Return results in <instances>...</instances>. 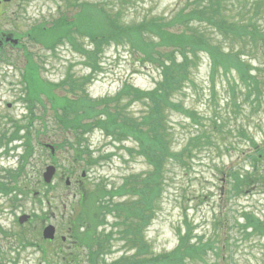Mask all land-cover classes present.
<instances>
[{
	"label": "rangeland",
	"instance_id": "obj_1",
	"mask_svg": "<svg viewBox=\"0 0 264 264\" xmlns=\"http://www.w3.org/2000/svg\"><path fill=\"white\" fill-rule=\"evenodd\" d=\"M87 1L110 2V0ZM205 3L206 0H134L129 5L122 6L119 1L118 6L109 5V8H121L123 11L121 20L127 24H134L143 19L169 18L186 5L189 11L198 9ZM227 3L229 8L232 4H240L229 0ZM29 8V16L34 20V25L41 23L46 26L54 24L63 14L62 12L72 19L77 11L76 9L71 11L63 0H34ZM108 11L114 12V10ZM1 27L5 30H14L13 25L8 23H2ZM208 31L212 32L211 39L214 42L221 46L227 43L224 36L216 37L220 31L214 28H208ZM19 32L22 36V31ZM13 34L15 38V32ZM58 37L59 35L53 34L50 41H56ZM142 38L148 43L158 42V38L148 32H145ZM78 40L83 44L90 42L89 38H78ZM64 41L63 44L56 45L57 49L53 53L42 45L33 43L30 38L22 36L20 42L27 47L28 52L33 53V56H38L43 65L41 73L38 74L43 81L58 83L69 74L76 76L93 74V81L85 82V89L89 92L90 99L97 102L103 98L114 97L126 84L141 89H152L160 80V70L151 63H144L142 53L132 44L124 42L107 44L102 53L98 54V69L92 71L85 63L88 57L83 55L84 51H78L70 42ZM236 41L242 43L240 40ZM80 48L83 50V46ZM8 50L6 53L8 59L0 61V135L4 137L3 143H6L11 138V133L17 131L22 140H13L8 145V153L5 145L0 146V153H3L0 157V168H18L21 161L20 154L24 151V135L26 129H30V122L33 119L31 144L34 145L35 154L31 159L28 158L30 159L28 170L31 173L39 170L42 174L46 166L52 164L57 167V173L53 180L56 194L50 191L51 205L44 204L43 210L38 200H34L32 196L25 199L21 195L17 204L22 207L13 210L12 205L7 202V197L0 194V229L4 231L2 233L0 230V250L3 252L1 257L7 258L8 264L9 262H12L10 264H87L85 257H81V263L72 261L74 252L70 251L71 246L67 244L60 246L59 238L55 243L46 242L40 230L42 222L37 218L34 220L36 232L27 235L23 241L15 240L14 231L20 232L17 224L18 216L31 213L33 210L34 214H46L48 219L45 220L47 221L45 225L54 224L60 237L67 234V228L61 222L63 216L71 214L74 209L77 214L80 213L81 207L78 204L80 181L88 197H92L108 189L113 192L120 187L126 177L132 175L145 177L152 171V167L143 157L129 152L136 147L131 137L121 142L114 141L98 128L91 129L86 134L89 152H86L82 158H75L74 149L68 145L56 151L52 157L50 150L44 149L43 146L70 136L71 134H66L59 124L61 118L73 119L74 115L62 109L54 110L47 93L42 92L34 94L32 118L27 114L23 102H17L16 109L7 110L5 106L7 101H16L14 98L17 95L20 97L26 95L24 84L12 86L10 83L11 78L16 77L14 68L25 62L23 51L9 48ZM173 51L180 61L177 50H160V55L165 57L167 53ZM200 53L199 58L195 59L190 67V83L185 84V89L180 90L175 97L182 110H174L175 112L170 114V132L171 135L174 134L173 148L180 150L190 135L201 127L194 122L192 115L199 116L201 123L207 127H211L215 119H218L219 124L224 121L222 129L226 132L217 134L216 130L209 140H203L193 147L188 154L190 157L186 158L187 165L182 159L170 160L164 164L161 178L158 179L160 192L155 202L154 216L149 224L141 228V236L147 248L138 258H150L171 252L179 244L180 235L189 230L193 241L197 243L202 241L203 244L211 245V248L200 252L204 258V261L199 260L201 264H264V233L245 230L237 224V222L245 224L247 214L264 222V187L245 188L238 196H231L229 194L232 185L228 176L230 171L242 173L250 168L251 161L241 153L242 147L249 145L239 134L238 124L243 123L250 131L249 136L260 142L264 133V106L249 116L251 107L247 101L237 102V105L232 104L230 87L234 81L239 82L238 75L230 70L226 78L220 64L217 65V71L213 75L214 62L211 56L206 51ZM245 58L249 59L253 66L264 69V49L254 56ZM8 64H12L14 68L9 67ZM260 75L264 80V70ZM238 88H243L240 82ZM58 92V95L63 94L60 90ZM69 96L75 98L77 94L71 93L69 89ZM127 102V99H122L118 104L124 106ZM241 105H245L243 110L248 115L238 112L237 109ZM129 111L135 118L147 115V108L143 102H132ZM23 115H27V118L20 117ZM43 123L49 125V131L37 133L36 129L43 130ZM83 171H86L85 178L81 176ZM66 178L71 180L69 187L65 185ZM40 187L44 189L43 186ZM124 200L126 197H113L108 207L123 205L120 203ZM98 204L99 201L95 202L93 208L98 210ZM51 208L52 212H50ZM106 213L107 220L100 225V231L104 229L107 232L122 231L125 226H116L115 223L120 220L126 223L125 212L116 213L118 217L114 213ZM31 242L37 244L30 245ZM135 251L136 249L128 246L122 233L118 232L113 237L112 247L104 258L105 261L111 262L118 258L130 257ZM81 253L86 254L87 249L83 248ZM187 263L192 264L189 260Z\"/></svg>",
	"mask_w": 264,
	"mask_h": 264
},
{
	"label": "trees",
	"instance_id": "obj_2",
	"mask_svg": "<svg viewBox=\"0 0 264 264\" xmlns=\"http://www.w3.org/2000/svg\"><path fill=\"white\" fill-rule=\"evenodd\" d=\"M119 1L122 6L129 5L134 0H110L109 3L82 1L70 23L61 22L49 30L34 27L35 40L44 43L46 47L51 46L50 38L53 34L66 36L72 42L76 39L75 34L89 36L94 48L88 49L83 46L82 50L79 45L74 46L79 51H84L88 57L87 63L92 66L96 65L98 54L103 51L105 45L112 42L132 44L142 53V61L155 65L161 73L160 81L151 90H141L132 84H126L114 97L103 98L97 102L90 99L85 89V82L90 80L89 77L84 81L71 78L70 92L77 94L75 98L69 95L57 97L52 92L53 87L49 88L53 95L51 98L54 100V109H62L74 115L73 119L66 117L60 119L59 125L71 135L67 136L63 143H57L56 147L61 148L67 143L74 149L77 157L82 158L89 152L86 134L91 129L98 128L114 141L121 142L131 137L136 142V147L129 152L144 156L153 167L145 177L136 175L126 177L123 184L113 192L100 191L99 195L92 197L83 193L84 196L79 203L80 213L75 212L69 218L70 233L78 238L80 246L87 249L88 264H188V260L192 264H201L200 261H204V258L200 252L211 248V245L193 241L189 230L180 235L178 246L171 252L150 258H138L147 248L141 236V228L149 224L154 216V206L160 192L158 179L161 178L164 164L170 160H180L186 151L190 152L189 146L179 151L173 149L168 117L170 110H182L175 97L185 84L191 81L190 67L195 59L199 58L200 51H206L211 56L214 62L213 75L218 64L223 68L225 76L230 70L237 73L243 88L239 89V82L234 81L231 86L232 104L247 101L251 107L249 116L264 106V80L260 75L264 69L253 66L250 60L245 58L254 56L264 49V0H229L232 3L235 1L240 3L232 4L230 8L227 0H206L198 9L188 11L186 5L169 18L143 19L134 24H127L121 20L123 12L121 8H109V5L118 6ZM208 28L220 31L216 37L224 36L228 43L227 47L214 42L211 39L212 32L208 31ZM145 32L155 35L158 42H145L142 38ZM236 40L242 43H237ZM172 49L179 52L180 61L174 51L167 53L165 57L160 55V50ZM38 72L39 64L34 62V78ZM41 90H46V86L42 85L38 78L34 79V93ZM122 99L128 100L124 106L118 104ZM132 102H143L147 108V115L135 118L129 111ZM244 106H239L237 110L248 115L243 110ZM224 124V121L218 126L215 123L214 130L223 132ZM212 129L213 127L204 129L199 134L191 136L189 145L200 143L202 137L208 138V132ZM240 132L253 146V149L246 153L251 162L250 168L242 173L229 172L232 185L230 194H240L245 188L264 187V133L259 143L247 134V129H241ZM20 168L18 171H8L13 184L0 183V189L5 193L15 192V201L19 191L27 192L24 187L19 186V180L28 173L23 166ZM37 181L41 183L40 179ZM114 196L126 197V200L120 203L123 205L108 207ZM42 199L41 197L40 203ZM98 201L99 211L93 208L94 203ZM122 211L125 212L126 223L120 220L115 225L125 226L118 232L122 233L128 246L136 251L130 257L107 262L104 255L111 249L113 237L118 232L100 231L99 227L106 222V212L114 213L118 217L116 213ZM245 220V224L239 222L237 224L245 230L264 233V222L251 214H247ZM21 238L22 241L25 239ZM73 258L75 260L76 256ZM0 264L5 263L0 261Z\"/></svg>",
	"mask_w": 264,
	"mask_h": 264
},
{
	"label": "flooded vegetation",
	"instance_id": "obj_3",
	"mask_svg": "<svg viewBox=\"0 0 264 264\" xmlns=\"http://www.w3.org/2000/svg\"><path fill=\"white\" fill-rule=\"evenodd\" d=\"M33 3L31 2H23L20 0H12L10 2H6L4 0H0V21L4 23H8L10 25H13L14 22L20 23L22 25L23 23H32L33 19L29 16V6H32ZM11 36H14L13 33L7 32V31H0V47L6 48V44H9L7 42V38H10ZM26 72H15L16 77H22L26 76ZM8 104L9 108H12V106ZM34 229H36V226L34 224Z\"/></svg>",
	"mask_w": 264,
	"mask_h": 264
},
{
	"label": "water",
	"instance_id": "obj_4",
	"mask_svg": "<svg viewBox=\"0 0 264 264\" xmlns=\"http://www.w3.org/2000/svg\"><path fill=\"white\" fill-rule=\"evenodd\" d=\"M54 172H55V168H53V167H48V168H47V172L45 173V178H46V180H47L48 182L51 180V178H52ZM68 183H69V181H68ZM25 219H26V217L23 216V217L21 218V221H23V220H25ZM54 234H55V228H54V226H52V225L48 226V227L45 229V231H44V237H45V238L53 239V238H54Z\"/></svg>",
	"mask_w": 264,
	"mask_h": 264
}]
</instances>
